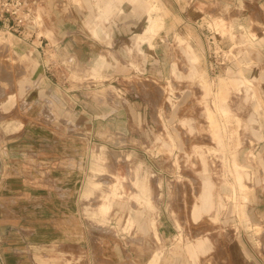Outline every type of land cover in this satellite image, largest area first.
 <instances>
[{
    "label": "rangeland",
    "instance_id": "obj_1",
    "mask_svg": "<svg viewBox=\"0 0 264 264\" xmlns=\"http://www.w3.org/2000/svg\"><path fill=\"white\" fill-rule=\"evenodd\" d=\"M29 1L34 4V0ZM59 7L66 12L68 6L59 3ZM36 10L34 23L24 27L21 34L14 31L13 21H0V222L3 223L0 237L8 235L6 221L12 214L7 211V203L13 189H26L28 195L20 199L38 205L41 201L38 189L46 185L39 180L40 173L47 180L55 175L54 156L59 153L55 139L68 124L62 107L74 104L76 98L70 91L80 86L84 88V95L87 91L99 90L101 103L114 108L127 103L128 97L123 92L146 99L151 108L148 131L117 133L113 130L121 124L117 117L111 123L112 130L99 136L103 140L99 146L90 148L89 138L83 132L74 136L78 147L80 195L78 206L72 212L73 227L81 237L85 233L91 236L86 242L80 237L76 244L27 245L32 255L27 264H118L113 257L120 246L125 251L120 255L126 257L122 264H228L229 244L240 235L248 239L251 251L264 264L262 206L256 203L253 212L248 210L252 193L262 184L245 163L246 154L249 163L252 162L250 154L260 141L249 122L253 114H256L254 126L264 137V98L259 85L249 78L263 103L260 110L256 108L254 91H247V86L231 91L230 99L219 105L224 80L245 75L229 72L232 70L228 66L217 74L210 69L205 77L199 67L191 77L192 66L180 51L177 35L161 36L166 30L162 19L154 39L162 38L166 43L160 53L169 56L167 74L161 70L160 76L134 72L129 78L118 79L102 77L98 71L89 69L82 78H72L67 73L74 68L73 57L63 65L56 56L45 52L48 38L53 39L51 34L56 31L49 19L50 10L40 1ZM157 11L154 9L152 13ZM205 11L209 15L208 36L218 32L233 38L238 22L233 19L230 4H219L213 11L207 6ZM248 23L255 32L264 30L256 12H252ZM45 27L49 28L46 36L42 32ZM29 28L37 31L30 40L37 38L42 43L44 61L37 60L24 46V33ZM254 38L258 35L254 34ZM207 39L211 53L221 62L237 61L242 67L247 61L251 69L260 66L256 45L236 44L232 49H224L218 45L217 38ZM138 51V46L131 48V63L136 71H142L145 53ZM174 65L182 73L181 77L173 75ZM42 74L56 85L57 94L52 96L50 91L43 100L35 101ZM89 99L84 97L80 101ZM42 153L46 158L40 162ZM85 173L88 178L84 181ZM240 175H244L247 186H241ZM206 179L207 191H213L216 205L196 220L194 208L201 202ZM47 185L52 187V182ZM105 204L110 205L108 210L102 209ZM27 214L30 220L42 218L37 208ZM47 216L52 219V213ZM149 218L160 233L155 229L150 233L142 231ZM166 230L168 234L163 233ZM199 239L206 240L209 249L199 253L195 261L190 248L196 249ZM87 251L92 253V258L84 256ZM157 252L163 253L158 263L153 262ZM40 253L43 258H38ZM0 264H9V261L0 257Z\"/></svg>",
    "mask_w": 264,
    "mask_h": 264
},
{
    "label": "crops",
    "instance_id": "obj_2",
    "mask_svg": "<svg viewBox=\"0 0 264 264\" xmlns=\"http://www.w3.org/2000/svg\"><path fill=\"white\" fill-rule=\"evenodd\" d=\"M59 3L68 6L66 12L62 11ZM224 3L231 5L233 19L238 22L236 30L232 33L233 38L231 35L224 37L218 32L208 36V32H210L207 23L209 15L205 8L208 6L213 11L214 7ZM40 4L50 10L49 19L52 27L56 30L54 34H51L54 38H48L49 43L45 52L56 56L63 65L68 58L73 57L75 59L74 68H70L67 73L72 78H82L89 69L98 71L102 77L114 76L118 79L129 78L134 75V72L138 75L160 76L161 70L164 75L167 74L169 56L160 53L166 43L162 38L154 39L155 33L161 26L160 19H162L165 21L166 30L161 33V36L177 35L180 51L192 66L191 77L195 76L199 67L205 77L210 69L214 71L211 72L217 74L223 72L228 66L232 70L229 72L245 75L244 78L224 80L225 88L218 97L219 105L223 100L230 99L231 91L247 86V91H254L257 110H260L261 105L263 106L257 91L255 92L254 83L259 85V91L264 98V30L253 31V27L248 21L252 12H256L264 26V0H40ZM154 9H157L158 13H152ZM239 21L245 23L241 24ZM171 28L172 30H170ZM42 32L46 36L49 28H43ZM33 34L34 36L37 34L33 28L25 31L23 39L26 44L24 46L27 52L37 60L44 61L46 56H43L40 49L42 43L40 45L37 38L33 42L30 40ZM254 34L258 35L257 39L254 38ZM207 37L217 38L218 45L224 49H232L236 44L256 45L260 51V66L251 69L248 67L247 61H245L246 63L243 61L245 64L242 67L237 65V61L221 62L220 58L211 53V43ZM136 46H138L139 53H145L146 63L142 64V71H136L131 63V48ZM110 54L113 56L111 57ZM172 72L177 77L182 76L176 65ZM69 75L67 76L70 77ZM41 78L42 81L39 82L40 85L36 89L38 96L34 98L35 101L43 100L50 91H52V96L57 94V91H54L56 85L48 81L43 74ZM249 78H252L254 83ZM83 89L80 86L73 87L70 92L76 98L74 104L62 107L64 108L63 117L68 124L65 129L64 127L60 129V134L55 139V148L59 150V153L54 156L55 175L47 180L40 173L39 180L45 182L46 185L38 189L41 200L39 204L34 205L29 200L20 199V196L28 195V191L24 188L13 189L10 193L11 199L7 203V211L12 215H8L6 221L8 235L0 237V257L7 258L9 264H25L31 258L30 247L27 245L34 244L38 247L44 245L45 247L52 243H78L81 236L78 230H74L72 212L78 206L80 195V189L77 186L78 147L74 138L79 131L87 134L90 148L103 143L99 136L110 131L114 119H121V124L113 129L117 133L126 135L127 132L141 134L148 131V116L151 108L146 99L139 95H132L128 93L127 88H123L127 91L123 93L128 97V101L114 108L101 103L99 90L87 91V94L84 95ZM58 97L60 98L59 95ZM84 97L90 99L80 101ZM128 114L130 118H127ZM255 115L250 117L249 122L254 136L260 141L250 154L252 162L249 163V157L246 154L245 163L248 164L250 171L259 176L258 180L262 184V189L259 188L252 193L253 200L248 210L253 212L257 203L262 206L261 210L264 213V137L260 129L254 126ZM68 126L70 129H66ZM42 154L40 162L44 160V157L46 158V155ZM86 175L87 173L84 174V181L88 178ZM207 180H205L201 202L194 208L196 220L201 219L204 213H209L216 205L213 191H207ZM47 182H52V187L48 186ZM239 182L242 187L247 186L244 183V175L239 176ZM34 208H37L38 212H42L40 216L42 218L38 221L28 219L27 212ZM109 208V204L102 207L104 210ZM47 213H52V219H48ZM58 213H62V215L59 216ZM0 226H3V223L0 222ZM154 229L158 234L159 229L156 228L155 222L151 218L142 226L144 233H150ZM163 233L168 234L167 230ZM89 236H91L89 233L82 235V241H88ZM241 236L235 237L229 244L230 261L228 264L263 263V259L256 257L255 251H251L248 239ZM195 247L196 249L190 248L191 256L195 258V261L198 259L199 253L204 254L209 249L206 240L200 239ZM119 250L118 253L114 251L113 259L116 263L122 264L126 257H122L120 254L121 252L125 254V251L123 248L121 249V246ZM159 253L162 252L155 254L153 262L158 263ZM43 256V253H40L38 258H43ZM84 256L92 258V253L87 251Z\"/></svg>",
    "mask_w": 264,
    "mask_h": 264
},
{
    "label": "built area",
    "instance_id": "obj_3",
    "mask_svg": "<svg viewBox=\"0 0 264 264\" xmlns=\"http://www.w3.org/2000/svg\"><path fill=\"white\" fill-rule=\"evenodd\" d=\"M38 1L34 0L33 4L29 0H0V21H13L14 31L21 34L24 27L34 23Z\"/></svg>",
    "mask_w": 264,
    "mask_h": 264
},
{
    "label": "bare ground",
    "instance_id": "obj_4",
    "mask_svg": "<svg viewBox=\"0 0 264 264\" xmlns=\"http://www.w3.org/2000/svg\"><path fill=\"white\" fill-rule=\"evenodd\" d=\"M162 254L163 253H159L158 256H157L159 260L163 257ZM159 260H158V262H159Z\"/></svg>",
    "mask_w": 264,
    "mask_h": 264
}]
</instances>
